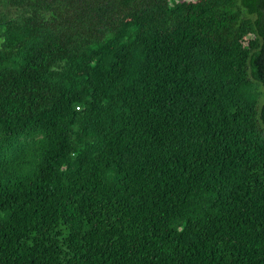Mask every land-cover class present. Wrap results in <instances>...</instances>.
<instances>
[{
    "label": "trees",
    "instance_id": "obj_1",
    "mask_svg": "<svg viewBox=\"0 0 264 264\" xmlns=\"http://www.w3.org/2000/svg\"><path fill=\"white\" fill-rule=\"evenodd\" d=\"M0 264H264V0H0Z\"/></svg>",
    "mask_w": 264,
    "mask_h": 264
}]
</instances>
